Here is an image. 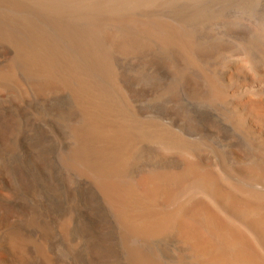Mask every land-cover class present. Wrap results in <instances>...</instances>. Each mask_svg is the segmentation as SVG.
Returning <instances> with one entry per match:
<instances>
[{
	"label": "bare ground",
	"instance_id": "bare-ground-1",
	"mask_svg": "<svg viewBox=\"0 0 264 264\" xmlns=\"http://www.w3.org/2000/svg\"><path fill=\"white\" fill-rule=\"evenodd\" d=\"M260 1L0 0V264H264Z\"/></svg>",
	"mask_w": 264,
	"mask_h": 264
},
{
	"label": "rangeland",
	"instance_id": "rangeland-1",
	"mask_svg": "<svg viewBox=\"0 0 264 264\" xmlns=\"http://www.w3.org/2000/svg\"><path fill=\"white\" fill-rule=\"evenodd\" d=\"M260 3H263V1H260ZM230 10H233V12H230ZM247 11L248 14L247 15L245 13L242 12V7L240 5V3L238 4H234V6H229L228 7V13L226 16H224L223 18L226 20V23L232 27L233 30L237 31V32H242L245 34H241V35H247L250 34V29H251V24H252V19L251 17L253 15L255 10L254 8H248L245 9ZM216 22V20H211V22H207V26H206V33L210 30L211 34H218L220 32V27L217 25H214ZM238 47H236L235 49H233L232 51H237ZM240 56V54H235L232 55L231 53H224V54H217L218 60L216 61V65L221 67V66H228V65H234L237 66V61H240V59H238V57ZM245 81V80H243ZM247 83H251L252 82V75H249L248 80H246ZM264 84V83H262ZM246 87V86H245ZM249 88V87H247ZM260 88H263V85H260ZM214 104V108L218 111L221 112L222 108H219L218 103L213 102Z\"/></svg>",
	"mask_w": 264,
	"mask_h": 264
}]
</instances>
